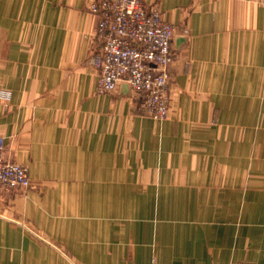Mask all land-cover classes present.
I'll list each match as a JSON object with an SVG mask.
<instances>
[{
    "label": "crops",
    "instance_id": "crops-1",
    "mask_svg": "<svg viewBox=\"0 0 264 264\" xmlns=\"http://www.w3.org/2000/svg\"><path fill=\"white\" fill-rule=\"evenodd\" d=\"M94 0H0V264H264V4L147 0L178 24L160 121L97 91Z\"/></svg>",
    "mask_w": 264,
    "mask_h": 264
},
{
    "label": "built area",
    "instance_id": "built-area-1",
    "mask_svg": "<svg viewBox=\"0 0 264 264\" xmlns=\"http://www.w3.org/2000/svg\"><path fill=\"white\" fill-rule=\"evenodd\" d=\"M90 8L100 16V45L92 57L97 91L113 92L126 83L140 98L141 113L165 119L171 108L172 41L178 24L164 16L159 3L147 0H94ZM30 185L28 166L7 156L0 135V194Z\"/></svg>",
    "mask_w": 264,
    "mask_h": 264
},
{
    "label": "rangeland",
    "instance_id": "rangeland-1",
    "mask_svg": "<svg viewBox=\"0 0 264 264\" xmlns=\"http://www.w3.org/2000/svg\"><path fill=\"white\" fill-rule=\"evenodd\" d=\"M6 154H7V156H8L11 160L16 161V160H14L13 158H11V157L8 155L7 151H6ZM16 162H18V161H16Z\"/></svg>",
    "mask_w": 264,
    "mask_h": 264
},
{
    "label": "water",
    "instance_id": "water-1",
    "mask_svg": "<svg viewBox=\"0 0 264 264\" xmlns=\"http://www.w3.org/2000/svg\"><path fill=\"white\" fill-rule=\"evenodd\" d=\"M123 85H124V84H123ZM124 87H127V88H129L128 84H125V85H124Z\"/></svg>",
    "mask_w": 264,
    "mask_h": 264
}]
</instances>
